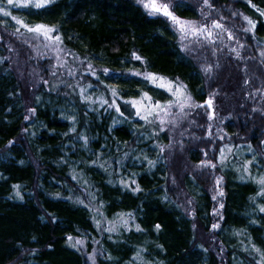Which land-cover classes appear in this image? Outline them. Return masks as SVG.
<instances>
[{
  "label": "trees",
  "instance_id": "obj_1",
  "mask_svg": "<svg viewBox=\"0 0 264 264\" xmlns=\"http://www.w3.org/2000/svg\"><path fill=\"white\" fill-rule=\"evenodd\" d=\"M169 1L177 16L200 19L201 0ZM253 2L264 8V0ZM216 8L225 17L229 16L227 9H238L257 19L243 0H216ZM211 15L215 17L216 13ZM19 16L30 26L37 23L58 26L59 32L53 35L63 37L62 47L67 50L60 55L73 68L86 65L74 61L68 52L81 60H91L97 70L109 68L119 73L140 68L137 61L127 62L136 51L147 61L151 71L179 78L187 84L197 101H203L214 91L220 92L215 98L218 106L214 109L218 118L231 116L224 125L230 136L215 141V144L208 139H196L205 137L206 130L195 122L187 126L191 131L188 136H195L189 137L183 151L174 153L162 166L148 170V166L143 165L129 172L127 162L123 164L120 174L135 173L133 178L142 192L134 194L121 186L106 184L101 175L105 171L89 166L90 161L97 156H100L97 163L114 159L125 161L124 153L133 146L134 140L130 123L113 126L108 116L85 115V109L76 108L74 97L38 87V76L52 84L57 82L56 78L62 77L60 73L65 72V69H58L56 77L50 76L49 69L56 64V54L44 47L47 41L42 37L33 39L31 35H14L19 39L16 42L17 57L27 61L29 55L32 64L29 62L30 66H26L24 72L15 64L10 66L5 61L9 47L4 40L13 30L0 27V60H3L0 63V264H88L85 254L67 244V237L82 238L88 249L89 240L99 231L93 226V210L75 203L79 193L70 187V179L64 174L66 165L60 166L64 160L78 162L80 167L87 168L83 169L84 178L94 185L91 187L95 194L94 205L102 200L107 215L132 212L135 224L144 229L136 232L133 228L115 243L102 239L98 250H106L104 254H110L114 259L108 261L104 255H98L97 264H128L136 250L141 248L147 249L142 255L152 264H233V259L250 264L255 254L243 251L244 247H251L246 246L243 235L238 237L233 233L246 229L247 238L264 249V213H258L257 203L250 200L256 195L254 183H239L227 175L222 186L225 193L221 210L222 230L213 231L211 225L217 219L212 212L218 207L212 200L217 170H198L197 165L205 159V151L208 152L207 158L212 159L214 153L218 156L222 145L231 141L251 144L258 154L264 153V96L261 95L264 92L261 84L264 83V63L256 41H250L251 34L236 32L240 42L245 44L241 50L242 60L234 59V65H226L213 80H207L199 71L203 61L194 60L180 51L178 36L170 22L164 17L150 16L137 0H56L46 9H32L31 13L24 9ZM242 24L244 22L239 18L228 21V26L235 25L236 29ZM255 35L264 44V20L257 23ZM127 79L133 82L125 84L116 79L118 87L129 94L147 87L150 94L156 96L150 85L136 83V78ZM245 79L249 80L247 85ZM250 92L255 95H249ZM36 96L41 97L39 102ZM30 107L37 110L32 121L24 119L29 115ZM253 108L260 111L254 112ZM73 116L77 118V134L88 138L85 150L82 147L84 141L76 134L72 137L69 134ZM10 141H14L11 148L8 147ZM125 141L128 142L127 148L124 147ZM149 142L154 143L155 139ZM115 147L119 148L118 156H107L105 150L113 151ZM112 173L115 176L114 170ZM191 182L195 183L194 191ZM13 185L20 186L22 198L15 195L17 190ZM165 194L166 200L163 198ZM193 212L194 215L190 214ZM253 219L257 220L256 224L250 223ZM157 224L160 225L159 232L155 230ZM157 244L162 249L157 248Z\"/></svg>",
  "mask_w": 264,
  "mask_h": 264
},
{
  "label": "snow or ice",
  "instance_id": "obj_2",
  "mask_svg": "<svg viewBox=\"0 0 264 264\" xmlns=\"http://www.w3.org/2000/svg\"><path fill=\"white\" fill-rule=\"evenodd\" d=\"M56 0H0V17L5 19L0 20V27L7 29V18H10L14 21L15 27L14 31L11 32V35H24L21 32V29H25L27 33L34 34L33 39H39L43 37L47 43L44 45L45 48H48L50 51L54 52L56 64L52 65L49 69L51 76L56 77L58 75V69H65V72L60 73V76L67 75L72 77L75 83H70L67 80H63L62 83L66 89L71 91H63L61 93V88L59 83L50 84L48 80L41 78L39 85L47 89L48 92H55L57 94H63L65 97H70L72 95H77L79 97L80 103L88 105V110L85 112V115L88 112L95 111L96 109L92 108L91 105L99 104L100 108H103L106 112H114L118 117H121L122 120L117 121L113 119V124L123 123V122H132L134 121H143V124L137 128L139 136L137 137V142H142L140 137H144L145 140H157V143L151 145L154 149L157 150L156 159H151L147 153H142L141 155L134 156V159L140 161H146L148 165V170H151L157 166L158 163L164 162L167 163V157L165 156L166 152H172L176 147H179L181 151L184 149V143L182 139H177L174 133L184 121L194 124V120H189V117L192 116L193 111L196 109H204L203 115L207 117V135L205 137H196V139H208L215 144V141H223L227 136V133L221 135L222 129H218L216 133H213V124L209 123L217 119V112L213 107L214 97L218 95V92H213L209 97L204 101V103H198L187 84L181 81L179 78L166 77L160 73L153 72L150 70V66L147 61L137 54L136 51H133L131 58L128 63H131L132 60L139 62L140 68L129 69L128 71H121L119 73H114L113 70L109 68H101L97 70L91 60H81L79 57L71 52H68L69 55H72L74 61L78 60L81 66L86 65V67L73 68L68 60L60 55V53L67 51L62 47L63 37L59 34L53 35L54 33L59 32L58 26H49L45 23H37L34 25H29L24 20L13 15L11 9H26L31 13L32 9L42 10L49 7V5L55 3ZM138 3H141L142 6L148 10L150 16H160L164 17L173 27V31L178 35V45L180 51L188 54L191 52H199L200 50H207L210 53L211 57H216L215 61L210 60L207 55L202 56V63L199 65V71L207 80H212L216 72L222 67L219 63V53H223L227 49V54L232 55V58L235 60H242L241 50L245 48V44L240 42L239 37L236 35L237 31L243 32L250 35V41H256V48L258 49L259 56L261 57L262 63H264V44H262L256 38L257 23L261 20H264V8L260 7L258 4L254 3L253 0H243V3L250 9L253 10V14L256 15L257 19H252L249 15L240 12L238 9H227L229 16L225 17L221 12L216 8V0H201V5L199 8V17L198 20H186L177 16L175 14V7L169 0H137ZM215 12L216 16L212 17V13ZM37 14H40L39 12ZM241 19L244 24L241 25L239 29L235 28V25L232 27L228 26L229 19ZM247 26H244V25ZM71 39V37H69ZM226 40L231 43H226ZM233 44L235 46H233ZM11 50V48H10ZM234 54V55H233ZM43 58V57H42ZM52 57H48L51 59ZM254 57H249L253 59ZM121 63L125 61L121 60ZM0 63H3V60H0ZM142 68V70H141ZM246 71V69H245ZM113 77L114 80L119 79L121 83L131 84L133 81L127 79V77L136 78V83H146L151 86V90L156 92V96L150 94V91H145L143 89H136L129 94L128 91L118 87L113 84L105 83L101 77ZM84 79L89 81L86 85L81 86L80 80ZM249 83L248 79L244 80V84ZM94 86H102L107 95L101 94L98 100H93L92 96L89 94L88 90ZM78 89V91H77ZM260 91L259 89L257 90ZM249 95H255V93H249ZM261 95L264 96V92H261ZM37 102L41 100L40 96L35 97ZM36 108L30 107L28 109L29 115L24 117L25 120H29L31 117L36 115ZM253 111H260L259 108H253ZM197 115L201 113L197 112ZM264 114V112H262ZM67 118V117H65ZM228 117H223L222 119H227ZM72 127L70 128L69 134H76L78 139L84 141V146L88 144V138L83 134H77V129L75 127L77 123V118L75 116L71 117ZM27 131V129H25ZM188 131V128H185L184 131L179 133L180 137L185 135V132ZM147 133V135H145ZM163 134V139H168L169 143L164 144L161 142ZM14 141H10L8 147L11 148ZM128 142H124V147L127 148ZM248 151L252 153L250 159H245L243 163L239 166H233V170L240 174V179L244 181H250L256 184L257 190L256 195L250 197L252 203L256 204L257 197L260 198L261 203L256 204L258 213H264V159H261V156H264V153L257 154L252 148L251 144H248ZM135 149L132 152L126 151L124 157L128 158L132 156ZM234 155L233 149L224 144L223 147L219 148V155L216 156L215 153L212 159H208V152H204L205 159L201 161L197 168H210L216 169L217 167H226L229 163V157ZM100 160V156H97L95 160L92 161V166L99 167L105 172H108L106 165L108 161L105 160L103 163H97ZM215 161V162H214ZM22 163V162H21ZM61 163H67L66 160L61 161ZM121 166H123V160H118ZM253 169H256L258 172L257 175H253ZM2 175V174H0ZM133 177L136 175L132 174ZM79 174L75 173L73 169L72 179L78 180ZM214 194L212 195V200L216 202L218 207H215L212 215L213 217H218L219 219L211 225L213 231H219L221 229L220 221L223 220L222 209L224 208V203L222 198L225 193L222 187L223 177H214ZM167 179V178H165ZM173 184H175V178H173ZM109 184L113 183V180L108 181ZM118 183L125 189L135 193L142 192L143 189L137 183L134 178H125L120 177ZM87 181H85L84 187L85 194L89 198V202L85 203L84 200L77 197L75 203L83 206L85 209L91 211L90 205L93 204L95 200V194L90 192L87 187ZM17 191L15 195L18 198L20 196L19 185H13ZM70 191H72L70 189ZM57 198L59 194H57ZM71 199V197H66ZM167 199V195L163 197ZM100 207L96 208L97 213L103 217V213L100 212ZM194 215L193 213H190ZM117 216L119 220L107 221L108 227H104V220L93 217V226L97 231L107 232L108 239H112L113 234L120 235L119 229L123 228L124 231H132L131 225H135L136 232H142L144 229L141 228L139 224H135V215L132 212L128 213H118ZM106 219V218H105ZM252 224H256L257 220L253 219L250 221ZM155 230L159 232L160 225L155 226ZM246 229H241L233 233L235 236L246 235ZM71 242V246L77 247V250L84 248L85 240L83 239H74L72 236L67 237ZM99 244L100 241H94ZM114 243L116 241H113ZM250 243L251 240H249ZM243 244V241H241ZM157 248L162 246L156 245ZM202 247V246H201ZM207 251V249H204ZM243 251L246 253H254L250 264H264V249L257 247L252 243L251 249L244 247ZM106 250H97L94 249L91 255L86 256V260L90 261L91 264H97V256L104 255V259L111 261L114 258L110 254H104ZM146 248H141L136 250L135 255L131 257L128 261V264H152L151 261H147L143 257V253H146ZM221 252H223V247L221 246ZM35 254V253H33ZM243 264V262H241Z\"/></svg>",
  "mask_w": 264,
  "mask_h": 264
},
{
  "label": "rangeland",
  "instance_id": "obj_3",
  "mask_svg": "<svg viewBox=\"0 0 264 264\" xmlns=\"http://www.w3.org/2000/svg\"><path fill=\"white\" fill-rule=\"evenodd\" d=\"M144 2H147V0H144ZM169 3H170V1H169ZM22 10H24V9H11L13 15L17 16L20 19H21V16H19V13ZM3 19H5V18L0 17V20H3ZM186 20H190V19H186ZM7 24H8V27L7 28L10 29V30H13V31H14L15 27H18V25H15L14 21H12L10 18H7ZM21 32L27 33L25 29H21ZM237 33L239 34V31ZM27 34L31 35L32 37L34 36V34H31V33H27ZM42 39H43V37H42ZM4 41H5V44L8 45V47H9L8 48L9 49V54H7V58H6V60L9 61L8 64L10 66H12V65L15 64L16 68H20L24 72L25 67L26 66L27 67L30 66V64H29V62L31 63L30 56L29 55L27 56L28 57L27 61L22 60V58H20L21 56H19V58L17 57L18 47L16 45V42H18L19 39L16 36L10 35ZM226 43H231V42H228L226 40ZM233 46H235V45L233 44ZM10 48H11V50H10ZM23 53L24 52H21L20 55H23ZM186 55L192 57L194 60H197L199 62L202 61V56H204V55H207L209 57V59L210 60H213V61H215L217 59L216 57H211L210 53H208L207 50H200L199 52L194 51V52L188 53ZM218 57H219V63L221 64L222 67L216 72V74H218L220 71L225 70L226 65H228V64L229 65L230 64L234 65V63H233V60L234 59L232 58V55L227 54V49H225V51L223 53H219L218 54ZM50 76H51V74H50ZM36 78H37V76H36ZM40 80H41V78L38 76V85H37L38 87L40 86L39 85V81ZM263 80H264V78H263ZM87 83L80 81L81 86H84ZM261 84H262V86L264 88V83L261 82ZM99 88H100V86H94L93 88H91V89L88 90V92L92 96L93 100H98L101 94H104L105 96L107 95L106 92L99 91ZM77 91H78V89H77ZM214 92H216V91H214ZM218 93L220 94V92H218ZM152 95L154 96V94H152ZM209 95H211V93ZM209 95H207L206 98L203 101H197V100L196 101L198 103H204V101L209 97ZM218 95H216L214 97V101H213V107L214 108L218 106V104L216 102V99H217L216 97ZM78 99H79V97H78ZM88 107H89L88 105H84L85 111L88 110ZM91 107L94 108V109H96V110L95 111L88 112V113L93 114L96 117H101V115L110 117L113 126H117L118 127V126H120V125H122L124 123H130L131 128H132V131H133V134H134V140H133V146H131V148L128 151L129 152H132V150L135 149V151L132 154L133 155V159H134V156L141 155L142 153L151 154L152 156L153 155H156L157 150L154 149L153 147H151V145L157 143V140H155L154 143H150L149 142L150 140H145L144 137H140V140L142 142H137V137L139 136V132H137V128H139L140 125L143 124V121L137 122V121H134L133 120L132 122H123V123H119L118 122V123H116L114 125L113 124V119L114 118L117 121L122 120V118L121 117H118L116 115V113H114V112H111V113L106 112L103 108H100L99 107V104L98 103L91 105ZM197 112L201 113V115H197L196 114ZM203 113H204V109H196V110L193 111L192 116L189 117V120H194L199 125L201 124L202 127H204V129L206 130L207 129V123H206L207 117L205 115H203ZM31 119H32V117L28 121H32ZM230 119H231V116H229L227 119H222V118H218L217 117L216 120L209 122V123H212L213 124V133H216L218 129H222V132L220 134L223 135L224 133H227V136L225 138H228L230 135L227 132V130H225L224 125L226 123H228V121H230ZM72 126L73 125H72V122H71V127ZM187 126H190V124L188 123V121H184V123L181 125V127L178 128L176 130V132L174 133V135L176 136L177 139H182L183 140L184 146H185V143H186L185 141H189V137L190 138H193L195 136V134H193V135L190 134L188 136L187 133L188 132H191V131H186L185 134H187V137L186 138L184 136L183 137H180L179 133L181 131H183V128L184 127L187 128ZM75 127L77 128L76 125H75ZM29 133H30V131H29ZM70 135L72 137L74 134H70ZM145 135H147V133H145ZM205 135H207V132H205ZM162 140H164L162 143H165V144L169 143V140L168 139H163V134H162L161 141ZM227 144H228L229 147H231L233 149L234 155H232V156L229 157V163H228V165L226 167H223V168L217 167L215 169V170H217V172H216V174H215L214 177H223V184H222V186L225 185L226 180H227L226 178H227V175L228 174L231 175V176H233L235 178V180L238 181L239 183H244V182L247 181V179H245L244 181H242L240 179V174L233 170V166L239 167L243 163V161L245 159H250L251 158L252 153H250L248 151V147H247L248 144L245 143V142L234 143L233 141H231V142H229ZM82 147L85 150V146L83 145ZM221 147H223V145ZM178 151H181V150L179 149V147H176L172 152H166L165 153V156L167 157V159L168 158H171L172 155H174V153H178ZM113 152L116 154V156H118L119 148H116L115 147L114 150H113ZM255 152L258 154V151L255 150ZM155 159L156 158H153V160H155ZM117 161H118V159H117ZM125 161H123V164L125 163ZM90 162H92V160ZM143 163H145V165H147L146 164L147 163L146 161H140V160L134 159V161H131L130 162V165H133V164H143ZM163 163L164 162H160L157 165L162 166ZM62 165H66V169H65V173L64 174L66 175V178L70 179L68 181L69 184H70V187L73 186L76 189V191L79 193V198L82 199V200H84L85 203H88L89 202V198L86 196L84 187H81V185H84L85 184V181H87V185H86L87 189L91 192V189L92 188L88 184V181L89 180H86L84 178L83 168H81L80 167V164L77 163V162H75V164H73V165L72 164H69V163H61L60 166H62ZM91 165L92 164H89V166H91ZM73 169H75V173H78L79 174L78 180H73L72 179ZM121 169H122V166L119 164L118 165V168L116 170L115 177H114V179H116L115 183L118 186H121L118 183V181H119V179H120L121 176H123L125 178H133V176H131V175L130 176L125 175V174L124 175H121L120 174ZM154 169L155 168H153L151 170H154ZM202 169H204V168L203 167L198 168V170H202ZM253 175H257V176L259 175L258 172L256 171V169H253ZM111 176L113 177L112 174H111ZM214 181H215V178H214ZM49 182H50L49 184L52 185L53 181L51 179L49 180ZM63 184H64L65 187L66 186L69 187V185H67L65 183H63ZM57 186H58V184H57ZM190 186L191 187L193 186L192 187V190L194 191L195 183L194 182H191L190 183ZM254 186L257 189L258 186L256 184H254ZM49 187H51V186H49ZM56 188L59 189L60 186L59 187H56ZM195 189H196V192H198V193L200 192V190H198L199 189L198 187H196ZM256 203L257 204L261 203V200L258 199L256 201ZM92 205H94V202H93ZM92 205H90V207H92ZM100 206H101V204L94 205L92 207L93 217H97V218H100V219L104 220V227H108L109 226L108 223H107V221H113V220L118 221L119 220V217L117 216L118 213H113V214L110 213V214L107 215V213H105V210H104L103 207L100 208V212L103 213V217H101L100 214L97 213V211H96V208L97 207H100ZM215 218L217 220L219 219L218 217H215ZM220 223H221V221H220ZM131 227L133 229V228H135V225L132 224ZM221 227H222V224H221ZM119 232H120V235L113 234V237H112L111 240H114V241L119 240V238L122 237L124 235V233H126L128 231H124L123 228H120L119 229ZM108 235L109 234L107 232H101V231H99L98 234H96L95 238H92V239L89 240L90 242H89V245H88V249L86 248L87 244L85 242L84 248L81 249V250H79V251H81L83 254H85V258H86L87 255H91L92 254V252H93L94 249H97V250L99 249V245L97 243H95L94 241H100L101 242L102 239H108L107 238ZM243 236H244V243H247L246 246L252 247V243L249 242L250 238H247L246 235H243ZM76 239H79V238H76ZM67 244L69 246H71V242L68 239H67ZM71 247L77 250V247H73V246H71ZM87 263L88 264H91L90 261H87ZM233 264H241V262L238 259H236V260L233 259Z\"/></svg>",
  "mask_w": 264,
  "mask_h": 264
},
{
  "label": "bare ground",
  "instance_id": "obj_4",
  "mask_svg": "<svg viewBox=\"0 0 264 264\" xmlns=\"http://www.w3.org/2000/svg\"><path fill=\"white\" fill-rule=\"evenodd\" d=\"M24 34H26V35H29V34H27V33H24ZM7 63L9 62V61H7V60H5ZM72 78V77H71ZM102 78V80H104V82L105 83H108V84H113V83H115V85L116 86H118L117 84L119 83V82H117V80H114V78L113 77H101ZM55 80H57V82L56 83H59L60 84V88H61V92H63V91H71L70 89H66L65 87H64V84L62 83V81L63 80H67L68 82H70V83H75V81L73 80V79H70V77H68L67 75H64V76H62L61 78H56ZM80 81H82V82H89V81H87V80H84V79H81ZM121 83V82H120ZM145 91H148V89H147V87L144 89ZM99 91H101V92H106L105 91V89L102 87V86H100V88H99ZM63 95V94H62ZM71 97V96H70ZM72 97H74V101H75V106H76V108H78L80 111H83L84 110V105L85 104H83V103H80V101H79V99H78V96L77 95H72ZM36 116V115H35ZM34 116V117H35ZM33 117V118H34ZM101 117H103V115H101ZM105 153H106V155L107 156H115L116 154L113 152V151H107V150H105ZM148 156L151 158V159H153V156L151 155V154H148ZM110 160H112V159H110ZM126 161H125V163H124V165H126V162H127V165L129 166V168H128V171L129 172H133V171H135V170H138V169H140V167L141 166H143V165H145V163H143V164H133V165H130V162L131 161H134V159H133V155L132 156H130V157H128V158H126L125 159ZM110 161L108 160V164L106 165V167L108 168V169H111V170H108V172L107 173H105V172H102V178L104 179V181H106V184H109L108 183V181L111 179V180H113V183L112 184H114V185H116V183L114 182V174L112 173L113 172V170L116 172V170H117V168H118V165H119V163H117V160L115 161V159L112 161V162H110ZM113 162H115V164L114 165H112L113 164ZM136 162V161H135ZM78 163V162H77ZM112 163V164H111ZM69 164H75V163H69ZM147 164V163H146ZM81 166V165H80ZM81 168H83L84 170H87V168H85V167H81ZM124 167L122 166V169H123ZM116 169V170H115ZM122 169H121V171H122ZM231 172V171H230ZM232 173V172H231ZM111 174L113 175V177L111 176ZM125 175H128V174H125ZM131 176H133L132 175V173L130 174ZM130 175H128V176H130ZM88 184H89V186L90 187H94V185L92 184V182L91 181H88ZM110 185V184H109ZM99 204H101V205H104L105 203L102 201V200H100L99 201Z\"/></svg>",
  "mask_w": 264,
  "mask_h": 264
}]
</instances>
